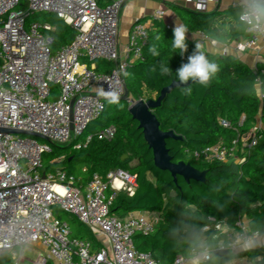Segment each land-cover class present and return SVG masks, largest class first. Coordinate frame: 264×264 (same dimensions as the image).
<instances>
[{"label":"built area","instance_id":"2783aa9c","mask_svg":"<svg viewBox=\"0 0 264 264\" xmlns=\"http://www.w3.org/2000/svg\"><path fill=\"white\" fill-rule=\"evenodd\" d=\"M125 1L0 0V130L46 139L0 133V257L13 264L23 263L25 249L35 244L47 255L39 253L32 264H161L150 254L137 251L133 241L136 235L154 232L161 221L160 213H133L123 219L110 215L117 193L133 196L134 177L115 170L105 179L94 175L79 186L64 170L44 173L42 161L53 145L73 144L74 150H80L91 142L92 136L79 139L104 111V101L94 89L112 87L122 97L123 73L131 64L143 62L142 50L148 39V29L143 24L136 22L131 27L127 44L120 50L119 22ZM242 4L243 1L239 12ZM206 9V1L195 2L197 13ZM45 14L55 16L76 32L73 40L55 54L51 52L49 36L53 27L48 23H28L32 16ZM162 16L156 12L152 21ZM243 27L244 35L234 45L236 52L248 53L259 43L264 45V33H252ZM97 61L111 64V71L96 72ZM253 69H260L264 75V61ZM244 121L242 117L239 126ZM219 124L231 128L226 120ZM260 130L257 122L230 144L219 141L201 150L185 149L184 155L202 164L239 163L240 155L256 145ZM115 133V128L110 127L95 137L108 142ZM55 210L105 237L109 248H94L88 241L72 239L68 222L58 219ZM208 222L202 231L214 234V251L193 250L187 256L175 257L171 264H193L197 258L199 264H208L215 252L236 256L264 247V232L251 231L244 219L238 220L235 228L213 218ZM249 237L256 244L245 250L243 241Z\"/></svg>","mask_w":264,"mask_h":264},{"label":"trees","instance_id":"16d2710c","mask_svg":"<svg viewBox=\"0 0 264 264\" xmlns=\"http://www.w3.org/2000/svg\"><path fill=\"white\" fill-rule=\"evenodd\" d=\"M180 22L188 28L187 35L201 34L218 38L225 31L230 42L244 35V27L237 20L239 7H231L211 14L193 13L175 9ZM48 23L53 27L51 52L55 54L68 45L76 32L61 20L50 15H34L28 23ZM140 23V22H139ZM227 23V28L225 27ZM148 39L142 50L143 62H135L124 75L128 100L118 105L104 102L100 117L90 123L79 141L92 136L84 148L74 150L73 144L62 147L53 145L42 157L44 173L64 170L83 186L94 175L105 179L115 170L127 172L135 178L136 190L133 196L117 193L110 208V215L119 219L129 214L158 212L161 221L150 235H136L133 238L137 251L150 254L161 264H171L179 255L187 256L193 250L204 248L214 251L217 239L212 232L204 233L208 219L224 221L229 228H235L238 220L244 219L251 231L264 232V99L251 94L250 84L264 75L256 69V75L248 65L232 55H217L204 51L209 59L220 64L221 70L205 87L192 84L174 88L152 111L162 132H172L182 141L167 140L166 148L174 163L184 162L198 171H205V183H186L178 177L176 183L168 172L157 170L153 156L148 149L138 123L129 112V103L138 100H155L160 91L172 82H178L175 71L195 49V42L187 38L188 50L182 57L172 50L173 29L160 20L152 21ZM156 36L161 39L157 41ZM156 45L160 53L153 56L149 51ZM161 63L170 67L171 75H161ZM112 65L104 61L95 63V71L108 73ZM155 69V70H153ZM244 124L239 126L241 118ZM220 120H226L231 128H222ZM260 122L261 130L256 133L257 143L241 156L239 163L194 162L184 155L185 149L201 150L223 141L230 144ZM114 127L111 141H99L95 135L104 129ZM58 219L67 221L71 238L90 242L94 248L101 246L94 233L76 219L59 210L54 211ZM236 258H246L251 264H264V247L246 251L236 256H214L208 264H227ZM0 264H13L8 258L0 257Z\"/></svg>","mask_w":264,"mask_h":264},{"label":"clouds","instance_id":"9594fccd","mask_svg":"<svg viewBox=\"0 0 264 264\" xmlns=\"http://www.w3.org/2000/svg\"><path fill=\"white\" fill-rule=\"evenodd\" d=\"M238 22L245 26L249 32L252 33H264V0H243V4L240 12L237 14ZM173 39L171 40L172 50L179 53L182 57L188 50L187 37L188 28L185 24L179 20L174 22L173 27ZM157 41L161 39L160 36H156ZM149 51L153 56H159L160 53L156 45H152ZM155 70V69H153ZM221 66L215 60L209 59L208 55L204 51L202 44H195V49L188 55L187 62L182 63L181 66L175 71L176 79L181 85H188L189 82L196 83L207 87L211 81L220 72ZM161 75H171L172 70L170 67L161 63L160 65ZM127 76L128 73H123ZM97 96L103 98L110 105H118L120 102V94L112 87L105 90L102 86L94 89ZM251 94L258 98H264V82L260 80L253 81L249 89ZM186 93L191 92V88L184 89ZM256 244V241L251 237L243 241V248L245 250L251 249ZM193 264H199V258L193 261Z\"/></svg>","mask_w":264,"mask_h":264},{"label":"crops","instance_id":"0c3cea01","mask_svg":"<svg viewBox=\"0 0 264 264\" xmlns=\"http://www.w3.org/2000/svg\"><path fill=\"white\" fill-rule=\"evenodd\" d=\"M196 1L198 0H126L120 13V50L123 51L125 48L131 27L136 22H140L150 31L153 26L152 17L154 13L161 12L163 16L160 21L170 29H173L174 22L179 20L175 9H183L197 13L195 11ZM202 1L207 2V9L203 14H211L216 11H224L228 8L239 6L240 2L243 0H217L216 3L211 0ZM225 27L227 28V23H225ZM187 38L195 43L202 44L204 49L211 54L232 55L244 62L254 71L255 69H253V67L261 63V61H264V45L259 43L256 49L248 53H238L234 48L236 41L229 43L228 39L225 37V31L221 32L218 38L204 37L200 34L187 35ZM94 235L98 240V235L96 233H94ZM101 245L109 248L108 242L106 245Z\"/></svg>","mask_w":264,"mask_h":264},{"label":"water","instance_id":"95a60500","mask_svg":"<svg viewBox=\"0 0 264 264\" xmlns=\"http://www.w3.org/2000/svg\"><path fill=\"white\" fill-rule=\"evenodd\" d=\"M256 75V72L253 71ZM194 83L189 82L188 85H181L179 82H172L168 87L163 88L157 99L155 100H138L131 103L128 107V112L131 118L138 123V130L142 132L143 139L149 150L152 152L154 167L163 172H168L176 183L178 177L182 178L186 183L190 181L205 183L206 172L198 171L189 164L184 162L174 163L166 148L167 140L182 141L181 137L175 136L172 132H162L159 128V123L152 111L161 105L165 97L177 87H187ZM102 100L105 101L103 98ZM128 100V92L125 88L124 95L120 97V101ZM2 134L31 136L34 138L44 139L43 137L32 135L26 132H17L10 130H0ZM216 257L226 256V252H215Z\"/></svg>","mask_w":264,"mask_h":264},{"label":"rangeland","instance_id":"374dc122","mask_svg":"<svg viewBox=\"0 0 264 264\" xmlns=\"http://www.w3.org/2000/svg\"><path fill=\"white\" fill-rule=\"evenodd\" d=\"M45 15H48V14H45ZM50 16H53V15H50ZM61 146L65 147L66 145H61ZM68 217L73 218L70 215H68ZM97 235H98L99 242L103 245H106L107 240L105 239V237H103L99 234H97ZM39 253H42V255H44V256L47 255V252L45 250H43L38 244L30 245L29 247H27L25 249V251L23 253L25 261L23 263H20V264H32V263H34L38 259ZM228 264H250V262L246 258H236V259H233Z\"/></svg>","mask_w":264,"mask_h":264}]
</instances>
